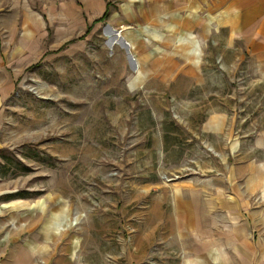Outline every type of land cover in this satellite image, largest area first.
Wrapping results in <instances>:
<instances>
[{
    "label": "rangeland",
    "instance_id": "374dc122",
    "mask_svg": "<svg viewBox=\"0 0 264 264\" xmlns=\"http://www.w3.org/2000/svg\"><path fill=\"white\" fill-rule=\"evenodd\" d=\"M233 17L214 0H0V264L28 247L29 264L187 258L161 237L174 199L264 160V47Z\"/></svg>",
    "mask_w": 264,
    "mask_h": 264
},
{
    "label": "crops",
    "instance_id": "0c3cea01",
    "mask_svg": "<svg viewBox=\"0 0 264 264\" xmlns=\"http://www.w3.org/2000/svg\"><path fill=\"white\" fill-rule=\"evenodd\" d=\"M214 1L232 11L235 31L250 33L252 53L259 55L264 47V0ZM232 166L223 167L225 183L213 188L208 181L203 194L174 199L161 237L187 258L162 264H264V160L251 163L238 155ZM17 235H11V242L20 243ZM35 257L28 247L20 250L19 258L10 253L4 264H29Z\"/></svg>",
    "mask_w": 264,
    "mask_h": 264
},
{
    "label": "bare ground",
    "instance_id": "6f19581e",
    "mask_svg": "<svg viewBox=\"0 0 264 264\" xmlns=\"http://www.w3.org/2000/svg\"><path fill=\"white\" fill-rule=\"evenodd\" d=\"M117 34V33H116ZM108 38H110L111 39V41H113V45H115V42H117V41H115L116 40V38L120 41V43H122L121 42V38H120V35L119 34H117L116 35V38H115V34H114V36H111L109 33H107V35H106Z\"/></svg>",
    "mask_w": 264,
    "mask_h": 264
},
{
    "label": "trees",
    "instance_id": "16d2710c",
    "mask_svg": "<svg viewBox=\"0 0 264 264\" xmlns=\"http://www.w3.org/2000/svg\"><path fill=\"white\" fill-rule=\"evenodd\" d=\"M108 17V7H107V11L105 12L104 16L101 19L96 20L95 22H100V21H104L106 18Z\"/></svg>",
    "mask_w": 264,
    "mask_h": 264
}]
</instances>
